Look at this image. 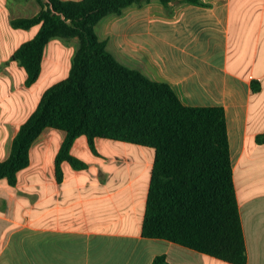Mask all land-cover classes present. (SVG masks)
<instances>
[{"label":"crops","instance_id":"crops-1","mask_svg":"<svg viewBox=\"0 0 264 264\" xmlns=\"http://www.w3.org/2000/svg\"><path fill=\"white\" fill-rule=\"evenodd\" d=\"M202 1L206 4L171 1L169 13L157 0L129 7L119 22L106 21L112 43L111 36L104 38L122 62L168 81L185 104L223 106L246 264H264V0ZM23 8L30 11L21 13ZM38 9L36 0H0V160L43 91L56 82L52 78L60 64L67 66L73 55L70 50L61 63L55 49L64 42L52 38L37 80L25 83L26 71L11 55L39 24L17 28L10 21ZM23 31L28 35L10 46ZM254 81L259 82L255 90ZM64 137L63 129L44 128L16 184L0 179V264H151L160 253L176 264H235L142 235L153 149L125 175L119 171L120 156L129 165L138 161L125 159L128 144L117 147L118 140L98 137L96 154L80 135L71 153L87 167L63 162L58 181L54 159ZM104 143L114 155L102 154Z\"/></svg>","mask_w":264,"mask_h":264},{"label":"trees","instance_id":"trees-1","mask_svg":"<svg viewBox=\"0 0 264 264\" xmlns=\"http://www.w3.org/2000/svg\"><path fill=\"white\" fill-rule=\"evenodd\" d=\"M32 15L11 19L12 27L39 24L11 59L26 71L25 83L41 71L46 44L55 37L78 38L69 73L49 85L0 160V179L10 185L30 160V147L46 127L65 131L54 168L62 163L83 169L87 162L71 153L85 135L97 154L96 138L128 141L154 150L141 233L171 240L199 252L246 264L247 251L236 198L226 116L220 105H187L166 80H154L122 62L98 35L95 25L107 16L153 0H36ZM166 12L174 0H157ZM180 2L206 4L202 0ZM259 82L252 83L258 89ZM264 139V134L260 135ZM151 264H176L164 253Z\"/></svg>","mask_w":264,"mask_h":264},{"label":"rangeland","instance_id":"rangeland-1","mask_svg":"<svg viewBox=\"0 0 264 264\" xmlns=\"http://www.w3.org/2000/svg\"><path fill=\"white\" fill-rule=\"evenodd\" d=\"M29 8L28 9H22L21 13H27L29 12ZM112 18V19H111ZM119 19H120V16H114V15H110V16H107L106 18H103L101 21H99L96 25H95V30L96 32L98 33V35L102 38L106 37V36H111V43H112V35L109 31H106V21H115V22H119ZM28 31H23V35H22V38H13L12 41L9 43L10 46H14L16 45V43H18L19 41H21L24 37H26ZM56 39H61L60 37H55ZM64 43H63V46L61 47V49H58L56 48L55 49V56L58 57L61 61V63H64L65 61V57L67 58L68 57V52L70 50L74 51V49L77 48L78 46V38L77 37H73V38H70V39H61ZM119 42V41H118ZM57 47V45H55ZM73 54V53H72ZM125 63V62H124ZM71 65V60L68 61V64L66 66V63L65 65H61L58 67V72L56 74V76H54L55 78H52L53 82L54 81H58L64 77H66L69 73V66ZM3 76H0V88H2V90L4 89V84H3ZM12 87V85H11ZM117 142H119L116 146L118 147H125V145H120V144H128L127 146L129 148L128 151H126L124 153L125 155V159H130L131 157H133L134 159H137L138 161L129 165L128 163H125L124 162V157L123 156H120L123 160H122V163H121V166H120V169L119 171L123 174H127V173H131L133 172L134 169H136L137 167H140L141 165V162L143 160V157H145V154H146V151H149V150H152V148L150 147H146V146H143V145H140V144H135V143H131V142H128V141H121V140H118ZM113 151V148L110 146H108L106 143L103 144V147L101 148V152L102 154L104 155H107V156H110ZM117 154V153H115ZM114 155V154H113ZM119 155V154H118ZM123 155V154H121ZM115 162H113V164H110L109 165H106V167H108V171L111 170L112 167H115L116 166V163L114 164ZM136 168H135V167ZM134 168V169H133ZM146 174V173H145ZM148 174V173H147Z\"/></svg>","mask_w":264,"mask_h":264}]
</instances>
